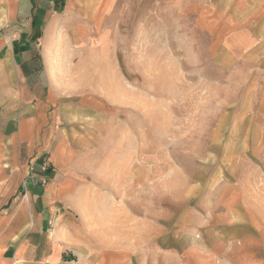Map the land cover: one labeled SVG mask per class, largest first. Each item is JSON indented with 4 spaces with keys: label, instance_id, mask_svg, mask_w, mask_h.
<instances>
[{
    "label": "rangeland",
    "instance_id": "rangeland-1",
    "mask_svg": "<svg viewBox=\"0 0 264 264\" xmlns=\"http://www.w3.org/2000/svg\"><path fill=\"white\" fill-rule=\"evenodd\" d=\"M69 3L46 58L63 264H186L244 221L264 255V0Z\"/></svg>",
    "mask_w": 264,
    "mask_h": 264
},
{
    "label": "crops",
    "instance_id": "crops-1",
    "mask_svg": "<svg viewBox=\"0 0 264 264\" xmlns=\"http://www.w3.org/2000/svg\"><path fill=\"white\" fill-rule=\"evenodd\" d=\"M2 1L12 8L0 28V264H63L68 178L61 174L63 146H53L58 111L46 58L67 0ZM216 218L222 234L234 233L232 210ZM240 224V242L224 236L193 244L186 264H264L253 223Z\"/></svg>",
    "mask_w": 264,
    "mask_h": 264
}]
</instances>
